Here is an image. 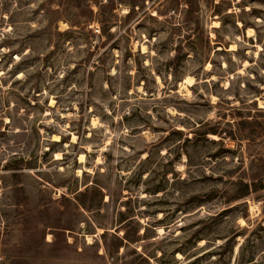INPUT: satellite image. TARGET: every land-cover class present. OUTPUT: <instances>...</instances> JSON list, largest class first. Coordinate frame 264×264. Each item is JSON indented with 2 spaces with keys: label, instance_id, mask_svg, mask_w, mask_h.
<instances>
[{
  "label": "rangeland",
  "instance_id": "rangeland-1",
  "mask_svg": "<svg viewBox=\"0 0 264 264\" xmlns=\"http://www.w3.org/2000/svg\"><path fill=\"white\" fill-rule=\"evenodd\" d=\"M263 70L264 0H0V264H264Z\"/></svg>",
  "mask_w": 264,
  "mask_h": 264
},
{
  "label": "trees",
  "instance_id": "trees-1",
  "mask_svg": "<svg viewBox=\"0 0 264 264\" xmlns=\"http://www.w3.org/2000/svg\"><path fill=\"white\" fill-rule=\"evenodd\" d=\"M188 2H189V4H191L190 1H188ZM241 23H243V21H241ZM252 182H253V183L240 181L239 184L241 185V187H240V189H238V191H237L236 193H234V195H233V200H236V199H239V198H241V197H244V196L248 195L251 191L256 190V189H254V188L252 187V185L255 187V182H254V181H252ZM75 201H76V203H78L80 206L84 207L83 203H82L80 200H78V199L75 198ZM122 215H124V214L122 213ZM128 218H130V216H126V217H124V218L122 219V221H124V220H126V219H128ZM128 220H130V219H128ZM148 227H150V225H148ZM146 235H147V227H144V228L142 229V231H139V229H136L135 234H134V236H135L134 239H132V237H130V235L128 234V232H127L126 230H124V232L122 233V236H121V240H120L119 246H120V245H123L124 247H127L129 243H134V242H138L139 240L145 239V238H146V237H145ZM123 241H124V244H123ZM221 247H222L223 249H229V251H232L233 248H234V242H231L230 239H227V240L225 241V243H224ZM240 247H241V246H240ZM240 247H239V248H240ZM117 249H118V248H116V251H118ZM131 250H132L133 253L136 254V257H137V258H141V259H143V260L146 259L145 256L147 257V255L145 254V255L143 256V253L140 252V251H138V250H136L135 247L132 248ZM176 252H180V251L177 250ZM238 259L241 260V261L244 260V258H242V257H239ZM256 261H257V260H255V258H253V257H249L248 260L243 261L242 263L253 264V263H255ZM213 263H215V262H213ZM208 264H212V262H210V263H208Z\"/></svg>",
  "mask_w": 264,
  "mask_h": 264
},
{
  "label": "bare ground",
  "instance_id": "bare-ground-1",
  "mask_svg": "<svg viewBox=\"0 0 264 264\" xmlns=\"http://www.w3.org/2000/svg\"><path fill=\"white\" fill-rule=\"evenodd\" d=\"M247 34H248L249 36H250L251 34H253V29H252V28H248V29H247ZM233 45H234V44H233ZM233 45L230 46V49L233 48V47H232ZM263 71H264V70H263ZM185 79H186V80H185L186 82H193L191 77H187V78H185ZM182 87H185V85H182ZM258 101H259V104L261 105L262 100L258 99ZM93 121H95V119H93ZM93 121H92V122H93ZM209 135H210L209 138H215V136H213V134H209ZM55 137L57 138L56 135H55ZM72 141L74 142V139H73ZM84 159H85V155H84L83 153L79 154V158H78L79 162H83ZM78 171H81V170L79 169Z\"/></svg>",
  "mask_w": 264,
  "mask_h": 264
}]
</instances>
